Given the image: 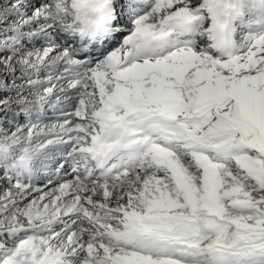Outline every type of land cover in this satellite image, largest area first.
I'll return each instance as SVG.
<instances>
[{"label": "snow or ice", "instance_id": "obj_1", "mask_svg": "<svg viewBox=\"0 0 264 264\" xmlns=\"http://www.w3.org/2000/svg\"><path fill=\"white\" fill-rule=\"evenodd\" d=\"M0 264H264V0H0Z\"/></svg>", "mask_w": 264, "mask_h": 264}]
</instances>
